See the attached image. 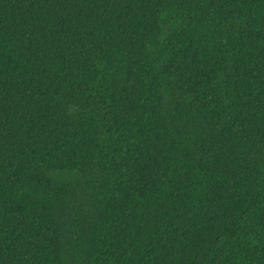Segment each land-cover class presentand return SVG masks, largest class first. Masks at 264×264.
<instances>
[{
    "label": "trees",
    "instance_id": "trees-1",
    "mask_svg": "<svg viewBox=\"0 0 264 264\" xmlns=\"http://www.w3.org/2000/svg\"><path fill=\"white\" fill-rule=\"evenodd\" d=\"M0 264H264V0H0Z\"/></svg>",
    "mask_w": 264,
    "mask_h": 264
}]
</instances>
